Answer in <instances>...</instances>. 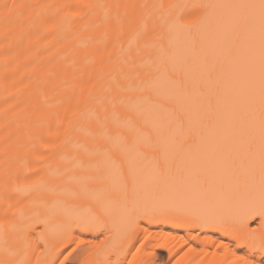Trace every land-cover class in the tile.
<instances>
[{
    "label": "bare ground",
    "instance_id": "obj_1",
    "mask_svg": "<svg viewBox=\"0 0 264 264\" xmlns=\"http://www.w3.org/2000/svg\"><path fill=\"white\" fill-rule=\"evenodd\" d=\"M174 2L0 0V261L52 264L66 232L95 239L103 231L73 226L93 213L101 214L100 189L114 188L104 157L108 141L100 138L94 117H107L109 133L132 135L115 123L113 114L122 120L130 114V105L149 95L137 89L159 75L158 45L164 44L172 52L171 60L164 61L170 74L175 63V78L186 79L190 90L196 83L199 91L210 89L212 94L191 106L192 131L169 146L159 169L151 160L138 161L142 187L135 193L129 189L131 215L104 217L111 240L104 251H83L81 264H104L106 257L111 264H126L133 255L134 264H176L188 250L183 251L181 231L195 244L213 247L205 252L217 253L188 252L184 259L190 264H217L228 254L214 246L221 239L232 251H244L260 264L259 247L233 245L234 237L221 224L259 202L258 12L211 10L215 16L254 19L244 28L249 39L240 56L221 58L213 82L205 85L197 66L185 60L187 38L169 34L167 6ZM206 2L245 5L259 0ZM5 4L16 7L6 10ZM145 30L153 38L134 42L133 37ZM159 36L164 39L155 38ZM136 43L156 46L138 54ZM98 174L105 177L102 183L87 179ZM104 204L111 212V204ZM252 224L249 221L255 227ZM145 229L152 233L147 240ZM42 231L46 248L37 241Z\"/></svg>",
    "mask_w": 264,
    "mask_h": 264
},
{
    "label": "snow or ice",
    "instance_id": "obj_2",
    "mask_svg": "<svg viewBox=\"0 0 264 264\" xmlns=\"http://www.w3.org/2000/svg\"><path fill=\"white\" fill-rule=\"evenodd\" d=\"M16 5H3L6 10L15 8ZM163 8L164 5H159ZM169 12V34H183L187 38V53L185 60H191L198 70L203 74L201 83L210 85L216 76V65L221 58L233 60L241 54L244 44L249 37L245 34L244 28L252 22L253 17H233L231 14L225 16H215L211 10L214 9H236L244 8L258 12L259 16V54H260V75H261V126H260V196L258 205L253 203L241 214L226 218L221 224L234 237L233 245L239 246L240 243L249 245L250 248L259 247L264 264V0H259L258 4L245 5H220L207 3L206 0H177L167 6ZM145 24V29H146ZM153 33L147 30L137 33L133 41H138L141 37L152 39ZM162 40L163 36L155 37ZM240 44H237V41ZM156 45L145 43L141 46L136 43V50L139 54L141 49H149ZM171 49L164 44L158 45V67L159 75L143 82L137 90L142 95V103L129 106V115L119 118L114 115L117 125L123 124L132 133L131 136L125 135L121 131L109 133L107 117L96 114L94 119L101 128L100 138L108 141V147L104 149L105 161L109 166V173L112 177L114 188L108 190L101 188L104 198L99 200L100 213H93L76 223L74 227L83 228L85 231H92L103 228L99 236L95 239H86L81 234L79 238L73 237L71 231L65 233V240L61 241L56 259L52 264H81L80 255L83 251L95 248L98 252L104 251L111 240V228L106 227V219L113 214L119 216H130L132 209L128 207L129 189L133 193L138 191L140 184L138 175V161L151 160L154 167L159 169L160 157L166 154L169 146L175 143L178 137H185L192 131V111L191 106L197 99L209 97L211 90L199 91L198 85L193 83L191 90L186 79H177L174 76L176 71L175 63L165 64L166 59L171 60ZM127 79V77H125ZM209 107L211 101L208 100ZM119 154V158L113 155ZM99 172V166H97ZM162 171V170H161ZM88 180L102 183L105 177L102 174L87 177ZM113 192L115 193L113 195ZM104 200L111 204V212L105 207ZM139 218L138 216L136 217ZM251 221L255 227L249 226ZM135 222V221H133ZM48 225L44 222V230L47 231ZM144 240L152 236V233L144 230ZM108 233V234H106ZM27 236V233H25ZM169 238L174 239L171 233ZM183 239V237H181ZM37 241L43 242V247H47V241L42 231L37 237ZM143 246V241H137ZM188 243L187 240L184 241ZM216 248L221 251L228 250V254L217 264H256L255 259H249L247 254H237L229 249V245L223 239L219 243L213 242ZM131 245V240L128 241ZM80 250V251H78ZM140 251L136 248V252ZM188 252H197L195 247H189L183 256L176 260V264H190L184 259ZM203 252V250H201ZM131 254V253H129ZM203 255L216 256V252H203ZM62 257V258H61ZM230 257V258H229ZM135 256L127 264H134ZM0 264H10L8 261H0ZM104 264H111L105 258ZM119 264V262H117Z\"/></svg>",
    "mask_w": 264,
    "mask_h": 264
},
{
    "label": "rangeland",
    "instance_id": "obj_3",
    "mask_svg": "<svg viewBox=\"0 0 264 264\" xmlns=\"http://www.w3.org/2000/svg\"><path fill=\"white\" fill-rule=\"evenodd\" d=\"M252 225L255 226L254 224H252ZM178 233H179V235L183 236L184 240L188 241L187 244L183 243V251H186L191 246V247H195L197 249V252H193L195 255H201L206 250L211 251L213 249V247L211 245L195 244L194 240L192 238H189L183 231L178 232ZM175 235H176V233H175ZM179 238L180 237H178L177 239H179ZM201 250H203V252H201ZM78 251H80V250H78ZM160 251L165 255V257L168 256V253H167V251L165 249H160ZM239 253L242 254V255L246 254V253H244V251H240ZM249 259H253V258L249 257Z\"/></svg>",
    "mask_w": 264,
    "mask_h": 264
}]
</instances>
